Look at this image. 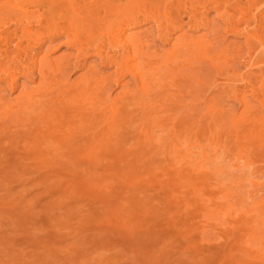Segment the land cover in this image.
<instances>
[{
    "label": "rangeland",
    "instance_id": "rangeland-1",
    "mask_svg": "<svg viewBox=\"0 0 264 264\" xmlns=\"http://www.w3.org/2000/svg\"><path fill=\"white\" fill-rule=\"evenodd\" d=\"M14 1L0 2V34L17 32L0 72L20 73L14 90L0 77V264H264V61L242 34L264 0H215L244 15L230 32L215 8L209 29L190 22L189 8L214 0L148 9L127 31L144 90L95 54L98 27L79 34V56L62 33L16 26L31 0ZM165 33L183 36L167 62ZM40 40L42 71L22 69Z\"/></svg>",
    "mask_w": 264,
    "mask_h": 264
},
{
    "label": "bare ground",
    "instance_id": "bare-ground-1",
    "mask_svg": "<svg viewBox=\"0 0 264 264\" xmlns=\"http://www.w3.org/2000/svg\"><path fill=\"white\" fill-rule=\"evenodd\" d=\"M1 1L2 5L7 7L8 10H16L14 0H0V2ZM235 1L237 4L238 0ZM204 3L205 2H203V4ZM250 4L249 0L244 3L247 7H249ZM163 5L164 0H31L29 9L24 8V6L19 8L20 10L18 11L21 12L20 14H22L23 18L18 19L15 25L17 26L20 24L23 30L28 31V24H23V21L27 20L28 23L32 22L40 27H47V29L51 30L49 32V38H55L62 33L68 39L66 44L69 48H76L78 50V55L83 57L85 56V49H83V45L79 40V34L89 32L92 27H98L99 30L96 31V40L98 44L93 48L95 54L101 56L102 52H104L109 63L115 64L118 69H122L124 72L129 70L132 78L138 83L139 88L144 90L146 71L144 69L137 70L135 65L138 56L136 50L138 36L129 35L127 31L141 22L151 21L155 15H148L146 11L148 9H156L158 11ZM209 8H215L218 11L219 18H221L226 25V32L232 31L244 21L243 14H240L237 19L230 17L227 15L228 6L225 7L221 2L214 0L204 4L203 11L198 10L195 12L189 8L188 16L190 22L195 25L203 22L207 28L209 23L204 22V20L208 18L206 15ZM141 15L144 17L140 22ZM11 20H14V18ZM154 21L159 32L168 28V21L167 23H161L158 19H154ZM255 22L256 27L253 28L252 31H244L242 34L248 42L255 41L258 43V47L262 49V61H264V39L260 37L257 29V26L261 23L264 24V16L256 19ZM7 25L8 23H5L0 28ZM101 27H105L104 30ZM182 28L183 25L181 24L179 30L181 31ZM7 35L10 37L16 36L17 32L14 30L5 35L0 34L1 55L7 51L5 48V39ZM182 37L183 36L175 37L170 33L163 34L161 40L169 44L167 58H165L166 62L171 61L180 54L179 48ZM35 45L37 48L31 47V54L28 56V60L30 61L29 65L25 66L21 62L20 66L22 69H32L41 72L44 64L43 57L45 56L43 49L44 43L40 40ZM35 45L33 44V46ZM18 46L19 44H16L15 47ZM116 54H118V56H116ZM156 64H159V60ZM255 64V62L249 61L246 65L250 69ZM80 66L86 68L84 64ZM18 74L20 73L5 70L4 72H0V77L9 81L11 89L14 90ZM120 81L121 79L117 81V84H120ZM242 81L244 82V88H248L254 93L253 83L245 78ZM242 95V92H239L235 97L241 106L244 105V97H242ZM18 97L17 100L20 101V99L25 96L23 92H20ZM258 98L261 107L264 106V93H261ZM10 105L13 104L11 103ZM176 152L178 153L177 150ZM181 160L187 165H193L187 158V155H184Z\"/></svg>",
    "mask_w": 264,
    "mask_h": 264
}]
</instances>
